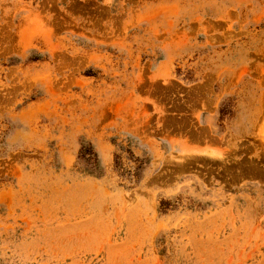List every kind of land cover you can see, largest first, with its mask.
Wrapping results in <instances>:
<instances>
[{
	"label": "rangeland",
	"instance_id": "obj_1",
	"mask_svg": "<svg viewBox=\"0 0 264 264\" xmlns=\"http://www.w3.org/2000/svg\"><path fill=\"white\" fill-rule=\"evenodd\" d=\"M0 264H264V0H0Z\"/></svg>",
	"mask_w": 264,
	"mask_h": 264
}]
</instances>
